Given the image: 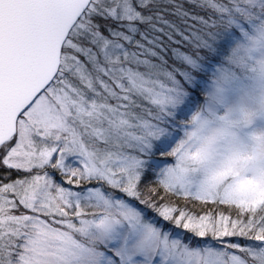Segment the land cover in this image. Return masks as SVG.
Wrapping results in <instances>:
<instances>
[{"label":"snow or ice","instance_id":"1","mask_svg":"<svg viewBox=\"0 0 264 264\" xmlns=\"http://www.w3.org/2000/svg\"><path fill=\"white\" fill-rule=\"evenodd\" d=\"M257 117L264 0H0V264H264Z\"/></svg>","mask_w":264,"mask_h":264},{"label":"rangeland","instance_id":"2","mask_svg":"<svg viewBox=\"0 0 264 264\" xmlns=\"http://www.w3.org/2000/svg\"><path fill=\"white\" fill-rule=\"evenodd\" d=\"M236 132L238 137L239 144L244 147L250 149L254 143L252 137L253 135H259L260 133H264V118L257 117L255 118L251 124L240 128L233 129ZM231 149V145L228 143H223L217 145V153L213 158V164H217L220 159H222L223 155L226 151ZM251 158V157H250ZM248 183H255L251 178H246Z\"/></svg>","mask_w":264,"mask_h":264},{"label":"clouds","instance_id":"3","mask_svg":"<svg viewBox=\"0 0 264 264\" xmlns=\"http://www.w3.org/2000/svg\"><path fill=\"white\" fill-rule=\"evenodd\" d=\"M196 153L200 152V149L195 150ZM250 156L248 153L240 152L238 150H228L223 155L222 159L217 163L218 170L229 171L242 166ZM201 163V156L196 155L195 158L189 156L185 159L184 164L186 167H195Z\"/></svg>","mask_w":264,"mask_h":264},{"label":"trees","instance_id":"4","mask_svg":"<svg viewBox=\"0 0 264 264\" xmlns=\"http://www.w3.org/2000/svg\"><path fill=\"white\" fill-rule=\"evenodd\" d=\"M236 45L234 44L233 47H235Z\"/></svg>","mask_w":264,"mask_h":264}]
</instances>
